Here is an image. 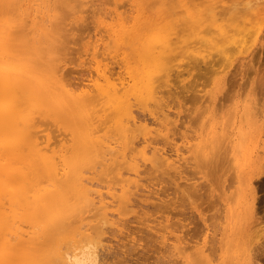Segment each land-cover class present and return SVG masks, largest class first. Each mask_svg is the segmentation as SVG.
Wrapping results in <instances>:
<instances>
[{
  "label": "bare ground",
  "instance_id": "1",
  "mask_svg": "<svg viewBox=\"0 0 264 264\" xmlns=\"http://www.w3.org/2000/svg\"><path fill=\"white\" fill-rule=\"evenodd\" d=\"M151 1L148 0L151 3L149 7H155L156 0ZM172 1L164 3L159 0L162 10L153 16L140 4L138 8L131 5L138 9L135 11L138 16L127 14L124 17V12L118 14L120 26L113 32L116 37L113 38L122 48L123 53L117 55L122 57L120 68L124 65L125 72L121 73L122 77L118 75L116 80L111 81L114 73L108 76L99 69L98 76L101 78L102 73L104 77L101 80L98 77L100 83L97 80L96 85H90L94 89L84 84L90 90H83L74 99L80 106L77 105L76 109L77 114H81L78 116L81 122L77 123L80 130L84 129L82 125L88 129L97 116L105 124V129L119 133L126 142L136 137L137 130H142L144 137L139 144H144L141 149L144 162H141L136 156H127L126 145L117 150L105 137L94 139L91 134L83 132L78 143L72 146L63 142L59 148L51 143L49 134H42L39 118H53L64 125L66 101L73 94L70 96L67 90L70 86L64 84L59 74L61 69L55 62L58 61L54 56L58 49L54 50L56 31L52 23L53 12L58 5H69L70 0H0V264H125L128 262L125 255L105 253L110 247L105 237L109 228L106 225L113 226L123 220L120 217L115 220L107 209L123 200L127 206L133 205L132 186H138L142 166L149 161L159 162L167 169H180L187 160L208 166L217 160L219 162L220 158L229 163V173L232 169V182L225 190L236 196L237 206L233 207L231 202L224 200V205L216 209V213H195L201 225L198 220L199 224L193 220L187 224L185 220L192 214L187 217V212L182 211L183 208L173 199L164 201L166 209L152 220L154 224L148 229H139L145 234L139 238L133 236L129 243L157 254L155 263L168 251L173 253L171 256H175L179 264H220V259L226 257L229 251L235 253L241 250L243 252L238 259L251 260V255H254L252 249H244V245L252 240L247 238L249 227L255 221L262 225L254 226L255 230L264 232V223L257 222L255 200L258 192L253 187L254 176L264 168V103L259 101V97L252 99L247 94V101L244 96L241 99L246 103L237 105V101L230 115L226 112L227 119L225 115L222 120L215 121L214 111L211 116H203L201 130H194L189 135L191 132L188 130L192 127H188L186 131L189 134L186 131L183 134L186 138L183 147L190 156L185 158V162H181L180 146L174 138L173 141L170 138L169 123L159 131L151 130L148 127L155 121L148 120L145 111L140 109L148 108L151 103L156 107L163 105L161 89L170 80L172 55L184 35L182 26L196 35V45L200 48L218 49L231 61L232 56L249 52L256 42L262 40L264 0H188V5L182 8L186 11L177 9L185 0L177 1L175 7L173 3L176 2ZM135 8L128 10L134 11ZM192 46L194 52L198 47ZM177 55L175 53L174 58ZM207 56L209 53L204 55L202 51L201 61L206 59L205 64L212 68L214 63L207 62L210 57ZM199 58L195 60L200 61ZM211 96L210 101L214 105L218 101ZM96 101L97 109V105H93ZM206 102L203 103L208 107ZM90 105L94 111H91ZM207 107H203L204 112ZM92 112L96 114L93 116ZM207 116L211 118L207 119ZM74 119L76 121L77 116ZM154 131L156 134L164 133L167 143L174 146L170 149L165 145L157 146L159 140L153 139ZM154 142L156 145L151 146ZM68 146H72L73 151ZM68 150L75 151L74 155H68ZM149 152L153 153L152 157H148ZM101 153L105 156L99 162ZM113 155L117 159L122 156L124 160L120 163L128 164L135 177L125 178L126 185L120 191L117 189L119 193L112 188L106 193L93 189L91 181L85 178L84 173L81 174V165L89 164L91 167L98 162L111 171L118 167L114 165L118 161ZM118 174H121L120 170L116 172ZM194 182L183 186L184 197L201 189L202 185L199 183L198 188ZM96 197L98 205L95 208H98L100 218L95 223L85 224V213L92 210L89 208L95 204ZM108 197L111 198L109 202ZM188 197L191 196L186 199ZM255 217L252 223L251 219ZM215 219L220 222L217 224ZM255 230L257 235L260 234ZM158 241L164 250L154 246ZM235 259V264H249L248 261L239 263Z\"/></svg>",
  "mask_w": 264,
  "mask_h": 264
},
{
  "label": "rangeland",
  "instance_id": "2",
  "mask_svg": "<svg viewBox=\"0 0 264 264\" xmlns=\"http://www.w3.org/2000/svg\"><path fill=\"white\" fill-rule=\"evenodd\" d=\"M150 1L151 0H149V2ZM152 1L154 2V0ZM158 1L159 0H156L157 5L155 7H149L151 3L149 4L148 0H141L140 3H138V0H70L69 5H58L59 7H57L53 12L56 16L54 15L52 20L53 26H55L56 31V49H53H58L57 52H55L56 54L54 55L56 57L55 60L58 61L55 62L58 63L61 69L59 74H61V76L63 77V80L65 81L64 84L66 86H70V91L69 89H67L68 87L65 86L70 93V96L73 93L71 96L72 98L68 97L70 100H72V103H75L74 99L78 95V93L81 94L82 92H84L83 90H90L88 89L89 87L92 88V86L90 85H96L97 80L100 83V80L103 77L102 73L104 71L107 75L110 73H114V77L112 75V80L110 77L111 81L116 80L115 77H117L118 75L121 76V73H123L125 66L123 65L120 68V65H122L120 64V59H122V57H118V55H121L123 51L121 46L116 42L118 40L115 39L116 37L113 33L116 30L117 26H120L118 14H124V17L127 14H129L130 16H136L137 12L135 11H138L137 8L140 4V6H144L146 8V11L149 15H157L162 10V6L160 5L161 3H159ZM162 1L165 3L169 2L170 0H160V2ZM174 1L176 2V4L173 3ZM177 1L179 0L172 1L174 7L175 5H178ZM187 3L188 0L183 1V3H181V6H177V9L185 10L182 8H185L188 5ZM133 4L137 8H135L134 6L132 7L131 5ZM152 5L154 4L152 3ZM158 5L161 7L159 8ZM129 8L135 9L134 11H132L128 10ZM153 8L154 10H151ZM177 9L175 8V10ZM129 11H132L133 13H130ZM121 12L124 13L121 14ZM182 27L185 28L186 26ZM184 28V35L181 34L182 32L180 33L182 35L183 41L180 39L181 42H178L181 46L176 42V44H178L176 46H178L179 48H176L178 52H176V50L174 52L176 54L178 53V55L175 56V58V53H173L174 55H172V59L174 60L171 64L170 80L168 84L161 89L163 105L156 107V105L151 103L148 108H144L146 110H144L143 108L140 109L141 111H145L148 120L155 121L148 127L151 130L155 129V131H159L163 128V125L169 123V127L171 128L170 138L171 140L172 138H174L175 143L177 142V144L180 146V152L182 153L183 157L181 162H185V158L190 156V154L187 153L183 147L184 141H186V138L183 134L188 127H192L191 130H188L189 132H191L190 134L186 131L189 135H192V131L194 130H201L203 128L201 127L203 126V116L204 118H206L205 115H210L215 111L216 114H213L214 116L216 115L215 121L222 120L223 116H225L227 113L230 115V112L234 110L237 101V105H242L243 102L246 103L245 101H247V94L248 96H251L252 99L256 96V98L259 97L260 100H258L261 103H264V36L262 37V40L256 42L254 47L249 52L237 53L232 56L231 61H228L225 58V54H220L218 52V49H208L207 47L206 49L205 46H201V48H204L206 51L204 49H201L199 47L200 45H196L198 44L197 38H195L196 35L191 34L192 32L189 31L188 28H186L185 30ZM187 30L189 31V34L187 32L185 34V31ZM262 34L264 35V33ZM113 36L115 38H113ZM176 37L177 36L175 35V38ZM194 40L196 43L194 42ZM192 45L200 49V51L196 52L198 48H195L196 50H194V52H196L197 54L192 51L194 48ZM186 46H188L189 49ZM207 50H209L208 53L210 56L207 57H209L211 60L214 59L213 61L209 60V58L207 60V62L210 61L211 63H214L212 68H210L209 65L207 66V64H205L206 59H203L201 61V52L203 51L204 55H206L208 54ZM54 56L53 58H55ZM198 56H200V61L198 59V61L195 60L196 57L198 58ZM227 56L228 55H226V57ZM98 70L99 72L102 71V73H100L102 75L101 78L98 76ZM98 77L100 80L98 79ZM102 80L104 81V79ZM118 80H120V78ZM102 83L104 84L105 81ZM84 84H88V88H86ZM80 86L83 88L82 90ZM75 87L77 89H75ZM92 89H94V87ZM71 90L74 92H71ZM209 91L211 92V95H213V97H216V102L218 101L214 105L211 104L210 100H212V96L210 95ZM203 96L206 98L207 102L205 101ZM243 96L246 100L242 102ZM237 98L240 100H238ZM70 100H68V102L66 101V112L63 118V122L65 123L64 125L61 124V122H57L53 118H39L41 125L40 128L43 129L42 134H49L51 136V143L55 147L57 146L61 148L60 146H62L63 142L67 145L73 146V144L78 143V141L80 140L79 137L82 136L83 132H86L91 134V137H93L94 139H98L99 137H102L104 139L105 137L108 141H111L114 146H116L115 148L117 150L122 145H126L127 156H136L141 162H144L141 152L144 144H139V141L144 137V133L142 130H137L135 132L136 137L126 142L125 140H123V136H121L119 133H114L111 130L105 129V124H103L102 121L98 120V116L94 119L93 124L88 129H85V127H83L82 125V128L84 129L80 130L77 125L78 122H81V118L78 117L81 116V114L79 112V114H77L76 110L78 109V104L76 105L75 103L76 106H74V103L72 104ZM208 101H210V103ZM203 102H206V105L208 104L209 108L205 106ZM93 105H97V109L98 101H96ZM202 106L204 108H208V110L206 109L207 111L205 110L206 113L203 111L204 108ZM217 108L219 110H217ZM90 109L91 111L95 110L91 105ZM217 111L220 114L217 115ZM165 112L169 113V115L165 116ZM81 113H83V111ZM198 113H200L202 116L199 117ZM95 114V112H92L93 116ZM227 115L225 116V118L227 117ZM75 116H77L78 118L76 119L77 122L74 119ZM209 117L207 116V119ZM204 124L207 125L206 122H204ZM79 125L81 126V124ZM155 131L152 135L155 141L159 140V144H157V146L165 145V148L167 149H170L174 146L172 143H167V140L165 139L166 135L164 133L158 134L157 132L156 134ZM154 145H156L155 142L151 144V146ZM262 145H264V136L262 138ZM72 146L68 147L71 148ZM72 151L68 150L67 154H70V156L74 155L75 151L73 153ZM104 156L105 155L101 153L99 160L98 157L97 160L101 162ZM152 156L153 153L149 152L148 157ZM107 157H109V155ZM113 157L117 159L116 156L113 155ZM222 159L220 158L219 162L217 160L213 164H210L208 166L205 164H197L193 160H187L185 163H183V166L180 169H167L159 162L150 163L149 161H147V163L142 166V172L138 178L139 181L137 182L138 186H134L136 184L132 186L133 195L131 197L133 199V205L127 206V204L123 203V200L122 202L117 201L115 205L107 209L110 216H112L115 220L119 219V217L123 220L117 222L113 226L106 225V227L109 228L106 230L108 231V233L105 237L107 238L106 240L108 241L107 243L110 245V247L105 251V253H115L116 255L120 256L125 255L124 257H128V262L125 264H179L175 260V256H171L173 253H171L170 251L166 252V256H162L160 259H158V262L155 263L157 254L153 253L152 251L148 252L147 250H144L142 246L137 245V247H133L129 243V241L132 240L133 236H135V238H139L141 235L145 234V232H140L139 229H148V226L153 225L154 223L152 222V220H154L157 215L163 213V211L166 209V207L164 206L166 205V203H164V201H168L170 199H173L174 201H176V203L180 204V206L183 208L181 210L187 212H185L187 214V217L192 214L191 217L189 216L188 219L185 220L187 224L191 222V220H193L194 222H197V220L201 222L198 215H195V213L198 214V212H201L205 215H211V213L213 214L216 209L218 210L221 206L224 205V200H227L229 203L231 202L230 204L233 207L237 206L236 196L233 197L229 190H225L228 189L226 188L228 184L232 182L231 180L233 176L231 175H233V172L230 168L231 172L229 173V163H226L225 158ZM123 160L124 159L122 156L118 157V162L114 164L118 167H116L117 169H113L114 171L111 170L112 172L110 170H107V168H104L103 165H100V163H98L97 161V163H94V166L91 167L89 164V166L87 164V166L81 165L83 169H80L83 172L81 170L80 172L81 174L84 173L85 178H88L91 181L93 189H100L106 193L109 188H112V191L119 193V189L122 186L126 185L125 178H131V175L135 177V174L130 171V167L128 166V164L120 163L123 162ZM112 162L113 160L111 161V163ZM224 169H227L228 172H225ZM119 170L121 174L123 172V175H116V172H118ZM186 178L191 179L190 181H187L185 180ZM209 178H211V180ZM193 179L195 180V182ZM253 181V187L258 192L256 194L257 198L255 200V207L257 209L256 216L258 218L255 217L251 219V222L252 220H255L257 218V222L262 221L261 223H264V168L262 172L254 176ZM189 182H194L195 185L198 186V188L200 187V185L202 186L201 189L199 188V191H195L194 189L196 193L192 192L191 194V192H189L187 196L191 197H188V199H186L187 196L184 197L183 186L188 185L186 183ZM233 189L234 186L232 190ZM183 197L185 200L183 199ZM234 198L236 202L234 201ZM107 199L108 202L111 201L110 197H108ZM181 202L183 203L182 205ZM97 205L98 197L95 198V204L91 205V207L89 208L90 210H92L89 213H85V224L95 223L96 221H98V218H100V214H98L99 210L98 208H95ZM193 217H196V219ZM217 220L215 219L218 224L220 220ZM212 221H214V219L209 222ZM253 222V224L250 225L251 227H249L250 231L253 230L254 226H262L260 223V225H258V223L256 224L255 221ZM200 224L202 225V222ZM254 230L251 232V234L248 230L251 236L249 234L247 236L249 240H253H250L252 243L248 241V239H246V243L248 241L250 245L248 243L244 245V249H252L251 252L254 255H251V260L249 258H246L247 260H245V258L242 257H239L240 260L238 259V255L243 252L242 250L235 253L233 251H229L226 257L224 256L222 257L223 259L221 258L222 262L220 259L219 263L235 264V262L233 261L236 258L235 260L238 259L237 262L239 263L241 261L242 263L243 261L245 263L248 261L249 264H253L254 262V264H264V232H260L259 229H256L258 233L260 232V234L257 235V232H254ZM129 234L130 236H128ZM254 235L257 236L255 237ZM247 245H249L250 247ZM154 246L158 247L159 249H163V246L159 241L156 242ZM128 248L131 249L128 250ZM161 255H163V253ZM233 256L236 257L233 258ZM215 264L217 263L215 262Z\"/></svg>",
  "mask_w": 264,
  "mask_h": 264
}]
</instances>
